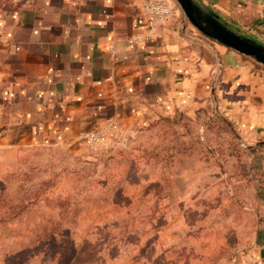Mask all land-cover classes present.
<instances>
[{
	"label": "crops",
	"instance_id": "obj_1",
	"mask_svg": "<svg viewBox=\"0 0 264 264\" xmlns=\"http://www.w3.org/2000/svg\"><path fill=\"white\" fill-rule=\"evenodd\" d=\"M146 1L16 0L0 19V149L48 147L76 165L95 159L82 132L116 123L130 143L206 114L264 144V66L193 28L176 0L150 38L129 41L145 34ZM195 1L264 45V0ZM215 264H264V220Z\"/></svg>",
	"mask_w": 264,
	"mask_h": 264
},
{
	"label": "rangeland",
	"instance_id": "obj_2",
	"mask_svg": "<svg viewBox=\"0 0 264 264\" xmlns=\"http://www.w3.org/2000/svg\"><path fill=\"white\" fill-rule=\"evenodd\" d=\"M15 2L0 0V19ZM133 141L110 148L128 163L0 149V264H215L264 220V144L222 116L159 122Z\"/></svg>",
	"mask_w": 264,
	"mask_h": 264
},
{
	"label": "water",
	"instance_id": "obj_3",
	"mask_svg": "<svg viewBox=\"0 0 264 264\" xmlns=\"http://www.w3.org/2000/svg\"><path fill=\"white\" fill-rule=\"evenodd\" d=\"M189 23L203 35L240 53L252 57L264 66V45L241 35L222 22L219 17L199 5L195 0H176Z\"/></svg>",
	"mask_w": 264,
	"mask_h": 264
},
{
	"label": "built area",
	"instance_id": "obj_4",
	"mask_svg": "<svg viewBox=\"0 0 264 264\" xmlns=\"http://www.w3.org/2000/svg\"><path fill=\"white\" fill-rule=\"evenodd\" d=\"M173 13L172 6L167 0H147L140 11V18L144 25V35H134L129 41H141L152 36L155 28L166 22ZM80 138L93 152L106 151L121 144L116 123L110 124L109 131H92L80 133Z\"/></svg>",
	"mask_w": 264,
	"mask_h": 264
},
{
	"label": "trees",
	"instance_id": "obj_5",
	"mask_svg": "<svg viewBox=\"0 0 264 264\" xmlns=\"http://www.w3.org/2000/svg\"><path fill=\"white\" fill-rule=\"evenodd\" d=\"M103 152H105V154H107L106 158H105V159H102L104 163L106 162V159H111L110 157H112L115 153H117V154H119V155L122 154V150H117V149H113V150L108 149V150L103 151ZM111 152H113V153L110 155L109 153H111ZM120 156H122L123 161H125L126 163H128V158L126 157V154H123V155H120ZM88 160H89V159H88ZM88 160H87V161H88ZM104 165H105V164H104ZM159 207L162 208V206H159ZM159 207H157L155 210L159 209ZM159 210H161V209H159ZM153 212H154V211H152V213H153Z\"/></svg>",
	"mask_w": 264,
	"mask_h": 264
}]
</instances>
